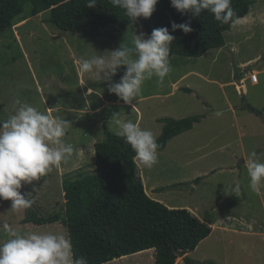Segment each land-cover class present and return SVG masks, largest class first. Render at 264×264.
<instances>
[{
    "label": "rangeland",
    "instance_id": "374dc122",
    "mask_svg": "<svg viewBox=\"0 0 264 264\" xmlns=\"http://www.w3.org/2000/svg\"><path fill=\"white\" fill-rule=\"evenodd\" d=\"M29 11L27 4L21 18L28 17L0 35V121L14 113L19 98L69 121L63 139L74 152L67 163L22 186L21 193L34 201L31 207L12 210L10 200H0V225L20 234L58 232L69 238L61 222L23 224L22 219L33 213L65 215L63 179L94 171L95 143L106 137L104 123L118 133L114 119L132 120L157 138L163 130L161 118L201 115V122L157 150L155 165L141 166L145 188L149 196L188 209L212 227L210 236L189 253L195 264H264V187L252 191L247 171L251 152L264 162V0H253L248 14L225 32L224 47L199 58L169 56L172 71L164 82L156 77L145 81L141 95L130 104L110 94L93 74L81 72L79 61L110 55L121 44L131 47L135 34L147 33L143 19L115 38H87L59 29L49 10L34 16ZM253 69L259 70V83L240 81ZM250 105L263 110L262 115L251 112ZM8 238L0 228V243ZM177 260L185 264V257ZM107 264H156V250Z\"/></svg>",
    "mask_w": 264,
    "mask_h": 264
},
{
    "label": "trees",
    "instance_id": "16d2710c",
    "mask_svg": "<svg viewBox=\"0 0 264 264\" xmlns=\"http://www.w3.org/2000/svg\"><path fill=\"white\" fill-rule=\"evenodd\" d=\"M88 0H0V35L14 24L24 20L25 6L29 15L49 10L50 21L59 29L73 31L87 38L108 36L143 19L147 34L153 29L168 27L175 37L170 55L202 57L211 49L226 45L225 32L233 23L248 14L253 0H232L234 17L228 24H220L207 10L198 17L181 14L171 6L170 0H158L150 18L131 21L124 10L114 7L110 0H97L95 8H87ZM191 21L192 31H171V22ZM122 67L116 74L118 82ZM187 92H192L186 87ZM4 104L0 100V114ZM251 112L262 115L263 110L249 106ZM116 112V111H114ZM117 113V112H116ZM164 123L156 138L158 151H163L170 140L202 121L201 115L182 119L161 118ZM106 137L95 143L96 166L94 171L80 172L76 177H65V215L48 216L29 214L23 224L37 225L61 222L66 226L74 258L85 257L88 264H104L122 256L156 250V264H176V249L194 251L207 238L212 227L188 209H172L150 197L142 178V168L134 160L131 146L104 123ZM200 177L196 179L199 181ZM185 264H195L189 255ZM203 264V262L201 263ZM204 264H214L207 263Z\"/></svg>",
    "mask_w": 264,
    "mask_h": 264
},
{
    "label": "clouds",
    "instance_id": "9594fccd",
    "mask_svg": "<svg viewBox=\"0 0 264 264\" xmlns=\"http://www.w3.org/2000/svg\"><path fill=\"white\" fill-rule=\"evenodd\" d=\"M110 3L123 9L126 16L134 22L141 17L150 18L158 0H110ZM170 3L178 12L190 14L191 17H198L202 11L207 10L222 25L228 24L234 17L232 0H170ZM96 5L97 0H88L86 7L95 8ZM190 23V20L184 23L172 21L171 31L179 29L189 33L192 31ZM174 39L168 27L153 29L150 35L141 32L139 35L135 34L131 47L121 44L111 50L110 55L100 53L91 58H81L79 70L93 74L98 82L107 84L110 94H115L119 100L130 104L141 95L145 81L156 77L159 83H163L172 71L169 55ZM122 67L124 71L117 82L113 77ZM253 72L258 74V81L251 82L259 83L257 69L246 72L244 78L239 77L240 81L249 80ZM15 104L17 107L14 113L8 119L0 121V200H10L11 209L19 210L31 207L34 202L28 198L29 195L26 197L21 193L22 186L41 179L54 167L67 163L74 148L63 139L69 121L41 112L19 98L15 100ZM114 123L119 129L118 134L134 151V160L139 166L151 168L158 162L159 145L152 131L142 129L132 120L116 118ZM247 171L250 188L259 192L264 187V162L257 159L254 151L248 156ZM0 228L9 237L0 243V264H88L83 256L74 258L71 241L66 234H20L8 224L0 225ZM189 253L187 251L188 255Z\"/></svg>",
    "mask_w": 264,
    "mask_h": 264
},
{
    "label": "water",
    "instance_id": "95a60500",
    "mask_svg": "<svg viewBox=\"0 0 264 264\" xmlns=\"http://www.w3.org/2000/svg\"><path fill=\"white\" fill-rule=\"evenodd\" d=\"M250 64H248L247 66H249ZM222 111H214L213 113H221ZM176 251V253H177V255L178 256H183V257H185V256H187L188 254H187V251H185V250H182V249H176L175 250Z\"/></svg>",
    "mask_w": 264,
    "mask_h": 264
},
{
    "label": "built area",
    "instance_id": "2783aa9c",
    "mask_svg": "<svg viewBox=\"0 0 264 264\" xmlns=\"http://www.w3.org/2000/svg\"><path fill=\"white\" fill-rule=\"evenodd\" d=\"M249 78L253 83H256L258 81V74L256 72H253L250 74Z\"/></svg>",
    "mask_w": 264,
    "mask_h": 264
},
{
    "label": "crops",
    "instance_id": "0c3cea01",
    "mask_svg": "<svg viewBox=\"0 0 264 264\" xmlns=\"http://www.w3.org/2000/svg\"><path fill=\"white\" fill-rule=\"evenodd\" d=\"M259 71V70H258ZM241 77V76H240ZM229 83H234V82H229ZM253 84V83H252ZM237 85H239V84H237ZM236 85V86H237ZM238 88V87H237ZM214 114H220V113H214ZM201 218V217H200ZM202 219V218H201ZM203 220V219H202ZM140 252H138V253H135V254H131V255H128L129 257L130 256H135L136 254H139ZM142 253V252H141ZM128 256H123L122 258H120V259H125V258H128Z\"/></svg>",
    "mask_w": 264,
    "mask_h": 264
}]
</instances>
